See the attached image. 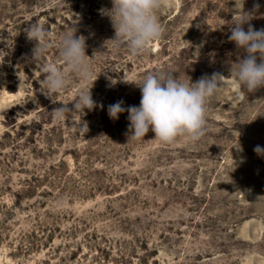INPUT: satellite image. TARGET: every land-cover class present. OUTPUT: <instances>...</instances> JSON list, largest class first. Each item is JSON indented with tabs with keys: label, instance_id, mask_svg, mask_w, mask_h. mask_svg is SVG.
Listing matches in <instances>:
<instances>
[{
	"label": "rangeland",
	"instance_id": "rangeland-1",
	"mask_svg": "<svg viewBox=\"0 0 264 264\" xmlns=\"http://www.w3.org/2000/svg\"><path fill=\"white\" fill-rule=\"evenodd\" d=\"M254 3L259 30L264 0L243 7ZM111 7L0 0V264H264V154L254 151L264 149V87L239 90L229 75L246 56L228 39L235 0H172L158 12L162 38L135 57L113 48ZM36 22L50 35L34 61L25 29ZM74 28L98 73L96 106L57 121L53 109L89 85L70 76L49 97L41 65L62 63L56 44ZM156 69L183 82L225 76L200 140L136 139L126 111L109 117L117 101L139 106V87L122 78Z\"/></svg>",
	"mask_w": 264,
	"mask_h": 264
},
{
	"label": "clouds",
	"instance_id": "clouds-1",
	"mask_svg": "<svg viewBox=\"0 0 264 264\" xmlns=\"http://www.w3.org/2000/svg\"><path fill=\"white\" fill-rule=\"evenodd\" d=\"M59 2L60 0H50L51 6ZM111 2V9L103 11L110 17L115 30L112 39L114 50L126 45L129 54L135 57L147 52L153 42L162 38L164 28L159 21L158 12L171 7L172 0ZM243 5L244 0H235L236 15L231 22L234 27H231L228 39L238 49H242L246 56L238 58L229 75L239 90L253 92L264 87V28L256 30L250 23L260 5L254 3L251 12L246 11ZM75 31L74 28L64 33L56 44L62 63L48 62L41 65L44 91L49 97L64 91L69 86L70 76L79 77L89 85L77 89L70 101L61 102L60 107L53 109V118L57 121L66 120L75 111L83 114L84 109L92 110L96 106L90 89L98 73L93 79L90 57L85 52L86 38L83 35L76 36ZM25 32L28 40L36 42L32 50L34 61L40 59L49 47L48 30L43 22H36L30 23ZM224 77L220 73H213L211 76H202L196 82H183L172 71L163 69L148 71L138 80L123 77V82L139 87V106L125 108L122 100L117 101L108 106V115L115 120L120 113L126 111L131 135L136 139L144 138L151 130L154 137L162 143H173L179 136H187L192 142H196L207 131L208 105L224 83ZM111 83L114 85L117 80L113 79ZM69 102H74L73 108L68 107ZM254 151L264 154V149L259 145Z\"/></svg>",
	"mask_w": 264,
	"mask_h": 264
}]
</instances>
